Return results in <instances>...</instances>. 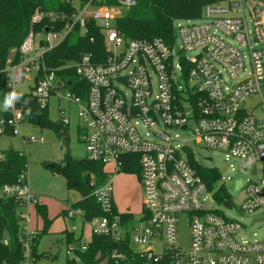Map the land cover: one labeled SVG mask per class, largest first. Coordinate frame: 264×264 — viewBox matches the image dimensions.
I'll return each instance as SVG.
<instances>
[{"label":"built area","instance_id":"obj_1","mask_svg":"<svg viewBox=\"0 0 264 264\" xmlns=\"http://www.w3.org/2000/svg\"><path fill=\"white\" fill-rule=\"evenodd\" d=\"M117 2L108 7L89 1L70 15L36 11L31 24L47 18L50 29L39 33L30 29L18 49L20 60L3 69L8 93L31 81L28 93L41 108L47 107L52 94L75 104L86 158L102 163L107 172L106 181L91 193L103 216L87 221L81 210L64 209L68 231L77 235V241L66 246L67 257L78 262L76 252L84 251L90 242L84 227L90 237L109 235L119 241L128 234L135 251L154 260L168 255L170 264H264V231L260 236L254 233L252 241L239 239L243 231L239 219L207 209L205 196H213L222 177L213 191L208 189L187 157L191 145L221 152L225 162L239 160L250 176L260 175L264 185V0L206 4L199 19L176 20L184 23L173 25L172 45L160 38H124L115 20L135 1ZM90 20L93 26H88ZM58 22L62 27L55 29ZM94 26L103 37V62L94 63L90 55H83L57 70L45 65L44 55L69 32L78 29L84 35ZM195 50V55H188ZM68 68L86 85L84 98L56 74ZM249 100L254 104L248 105ZM10 110V118H0V134H15L23 124L22 106L13 104ZM61 120L67 124L64 116ZM179 130L186 137L174 134ZM135 164L141 217L125 223L113 211L112 177L124 165ZM19 181L4 185L2 195L17 196L25 206L37 203L27 172ZM183 213L189 228L185 248L176 239L178 216ZM240 213L256 215L253 221L264 223V190L254 182L244 188ZM21 233L24 262L30 264L34 232L22 227Z\"/></svg>","mask_w":264,"mask_h":264},{"label":"trees","instance_id":"obj_2","mask_svg":"<svg viewBox=\"0 0 264 264\" xmlns=\"http://www.w3.org/2000/svg\"><path fill=\"white\" fill-rule=\"evenodd\" d=\"M79 7L91 1L93 5L108 7L116 6L117 0H78ZM133 6L123 10L121 16L116 18L115 27L126 39H152L160 38L168 45L174 44V22L176 20H196L201 16L204 5L217 0H134ZM72 0H0V93L5 98L6 78L3 72L5 66L14 64L20 60L18 49L30 29L34 33L43 32L45 27L50 29L51 22L43 18L39 23L31 24V17L36 11L43 13H64L70 15L75 12ZM62 23L54 25L60 29ZM83 55H90L92 62L99 63L105 60L103 37L99 29L94 26L88 28L87 33L82 35L75 29L69 32L56 47L44 55V63L50 68L57 70L69 62L78 60ZM56 74L65 79L70 90L81 98H84L86 85L76 76L73 68L58 70ZM20 93V92H18ZM15 107H21L24 112V121L34 126L51 128L59 142L62 152L61 164L52 166V170L59 173L67 190L76 191L79 199L69 205L70 208L79 209L83 213L84 220L103 216L100 206L91 195L94 188L102 185L107 179V173L100 162L90 161L85 158H75L69 153L67 145V126L61 119L53 122L49 119L46 107L41 108L30 94L22 93ZM11 110L0 111V118H10ZM9 134L12 132H8ZM188 162L196 173L206 183L208 189L214 190V184L220 174L214 168H207L196 162L192 154L188 153ZM124 171L136 172L138 165H124ZM28 171V158L22 151L7 149L0 152V264H20L24 262V255L20 225V216L16 213L17 208L25 204L17 196H3L1 189L4 185L19 184V177ZM213 197L218 202L227 200L220 190L213 191ZM36 215L42 220V228L35 231L31 237L29 259L35 263L42 253H38L37 244L40 236L47 232L51 219L48 218L47 208L44 204L35 203ZM113 211L117 210L113 204ZM125 223L133 222L131 213H119ZM65 216V211H62ZM65 234L66 246L77 241L75 235L68 230ZM121 254L120 258H113L112 254ZM79 261L66 258L63 264H170L168 255L160 259H148L144 253L137 252L129 243L128 234L124 239L115 240L109 235H91L90 242L84 251L76 252Z\"/></svg>","mask_w":264,"mask_h":264},{"label":"rangeland","instance_id":"obj_3","mask_svg":"<svg viewBox=\"0 0 264 264\" xmlns=\"http://www.w3.org/2000/svg\"><path fill=\"white\" fill-rule=\"evenodd\" d=\"M75 8H79V1L72 0ZM184 23L175 21L174 25ZM226 42L230 40L222 37ZM176 47H179L176 41ZM198 51H191L189 56H193ZM247 66V62H246ZM32 87V82L27 81L25 84L16 86V91L27 93ZM65 87L64 90H68ZM63 92V91H62ZM0 93V104L3 103ZM248 105L254 104V100H249ZM46 112L49 119L58 122L64 116L67 120V145L69 153L75 158H85L84 144L80 137V120L77 112L78 107L75 104L68 103L65 99L59 98L52 94L48 100ZM181 138L186 137V132L176 131ZM25 139L28 141L25 142ZM32 139V140H30ZM12 148L16 151H22L28 158V184L33 195L38 196L42 203L46 205L48 218L51 224L46 233L42 234L38 240L37 250L42 253L35 263L30 264H63L67 258L66 242L64 229L67 223L62 221V209H65L73 202L79 199V194L73 190H67L62 176L53 171L51 165H60L62 152L59 146L58 138L55 132L45 126H34L30 123H23L17 133L0 134V152ZM192 156L194 160L207 168L218 170L222 181L220 189L226 196L227 201L232 205V209L227 210L223 207L222 202L215 200L210 194H206L204 206L207 209L220 211L229 219H239L243 224V231L238 237L248 241L254 240L253 234L260 236L264 231V223H256L253 220L256 215L243 216L240 213V204L244 196V188L248 182L256 183L262 190L264 185L260 183L261 176H250L248 170L240 167L239 160L229 159L225 162V156L218 151L205 149L200 146L191 145ZM231 164V167L229 166ZM109 167H107L108 169ZM113 188L114 203L117 206L118 213H131L133 221L136 222L141 217L142 210V193L136 172L120 170L115 173ZM33 204L17 208L16 213L20 216V225L34 232L35 228H42V220L36 216ZM242 217V219H240ZM177 225V244L181 247H187L189 243V228L186 225V214L178 216ZM155 252H160L155 247ZM20 264H26L22 262Z\"/></svg>","mask_w":264,"mask_h":264},{"label":"clouds","instance_id":"obj_4","mask_svg":"<svg viewBox=\"0 0 264 264\" xmlns=\"http://www.w3.org/2000/svg\"><path fill=\"white\" fill-rule=\"evenodd\" d=\"M22 95V93H18L16 91L7 94L3 100V103L0 104V111H8L16 101L21 99Z\"/></svg>","mask_w":264,"mask_h":264},{"label":"crops","instance_id":"obj_5","mask_svg":"<svg viewBox=\"0 0 264 264\" xmlns=\"http://www.w3.org/2000/svg\"><path fill=\"white\" fill-rule=\"evenodd\" d=\"M107 169V168H106ZM108 169H110V167L108 168ZM107 173V172H106ZM114 178H115V174L113 175V177H112V185H113V182H114ZM30 188V187H29ZM36 198H37V203H39V204H43L42 203V200L38 197V196H36V195H34ZM112 199H113V204H114V206H115V208H116V210H117V206H116V204L114 203V198H113V188H112ZM45 205V204H44ZM46 206V205H45ZM33 207H34V205H33ZM47 208V207H46ZM34 209V208H33ZM64 209H62V211H63ZM34 212H35V209H34ZM118 212V211H117ZM122 212H124V211H121V213ZM35 214H36V212H35ZM47 214H48V211H47ZM37 216V215H36ZM37 217H39V216H37ZM40 218V217H39ZM61 218H62V221H64L65 223H67V225H66V228L64 229V230H68V226H69V222H68V220L62 215V213H61ZM41 219V218H40ZM81 229H83V232H84V234H85V236L87 237V238H90V233H89V230L87 229V228H82L81 227ZM35 231H39L37 228H35V230H34V232ZM75 236H77L76 235V233L74 234ZM100 264H104V262H101Z\"/></svg>","mask_w":264,"mask_h":264},{"label":"water","instance_id":"obj_6","mask_svg":"<svg viewBox=\"0 0 264 264\" xmlns=\"http://www.w3.org/2000/svg\"><path fill=\"white\" fill-rule=\"evenodd\" d=\"M88 26H93L94 25V23H93V21H88ZM10 150L12 149V148H9ZM53 165H51V167H52ZM222 205H223V207L224 208H227V209H229L230 208V204H229V202L227 201V200H224L223 202H222Z\"/></svg>","mask_w":264,"mask_h":264}]
</instances>
